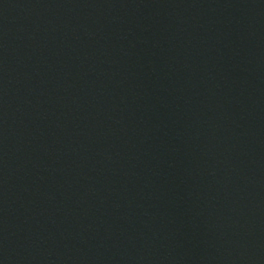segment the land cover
<instances>
[{"label":"water","instance_id":"1","mask_svg":"<svg viewBox=\"0 0 264 264\" xmlns=\"http://www.w3.org/2000/svg\"><path fill=\"white\" fill-rule=\"evenodd\" d=\"M0 264H264V0H0Z\"/></svg>","mask_w":264,"mask_h":264}]
</instances>
